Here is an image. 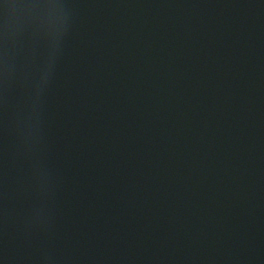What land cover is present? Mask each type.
Returning a JSON list of instances; mask_svg holds the SVG:
<instances>
[{
  "label": "water",
  "instance_id": "1",
  "mask_svg": "<svg viewBox=\"0 0 264 264\" xmlns=\"http://www.w3.org/2000/svg\"><path fill=\"white\" fill-rule=\"evenodd\" d=\"M0 264H264V0H0Z\"/></svg>",
  "mask_w": 264,
  "mask_h": 264
}]
</instances>
